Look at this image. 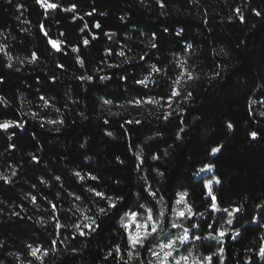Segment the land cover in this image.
Listing matches in <instances>:
<instances>
[{"label": "trees", "instance_id": "trees-1", "mask_svg": "<svg viewBox=\"0 0 264 264\" xmlns=\"http://www.w3.org/2000/svg\"><path fill=\"white\" fill-rule=\"evenodd\" d=\"M168 239L264 264V0H0V264H154Z\"/></svg>", "mask_w": 264, "mask_h": 264}, {"label": "rangeland", "instance_id": "rangeland-1", "mask_svg": "<svg viewBox=\"0 0 264 264\" xmlns=\"http://www.w3.org/2000/svg\"><path fill=\"white\" fill-rule=\"evenodd\" d=\"M182 83V79L178 80L177 86H181ZM151 105L152 104L150 102L142 104L133 103L128 105L125 109L137 112L143 108L151 107ZM214 183L215 180L213 179L208 180L205 183L208 195H211L210 188ZM178 203L182 205L180 209L176 211L175 215H171L170 213V215L175 219L184 217V213L188 210L187 206L183 202L182 196L179 197ZM127 221V229L131 242L135 245H138L140 240L146 234H152L157 231L159 223L161 222V213H158L155 216H151L145 213L140 214L139 216L128 215ZM167 228L168 224H166L164 229L166 230ZM152 257L154 260V264H197L190 256V254L179 253V243H177V241H175L174 239H168L165 242L159 244V246L157 247V253H154ZM169 261H171V263Z\"/></svg>", "mask_w": 264, "mask_h": 264}]
</instances>
